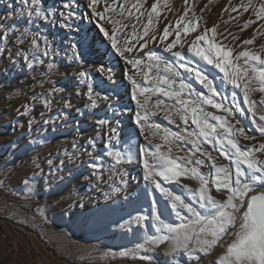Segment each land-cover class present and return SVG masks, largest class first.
Returning <instances> with one entry per match:
<instances>
[{
    "label": "rangeland",
    "instance_id": "rangeland-1",
    "mask_svg": "<svg viewBox=\"0 0 264 264\" xmlns=\"http://www.w3.org/2000/svg\"><path fill=\"white\" fill-rule=\"evenodd\" d=\"M217 1L159 0L157 15L151 10L156 0H99L94 7L104 12L101 19L93 14L90 0H40L38 5H32L31 0H0V17L11 13V19H0V218L4 219L0 220V264H172L165 255L167 241L136 248L146 234L155 233L157 214L165 222L181 223L172 211L170 197L155 187L153 178H146L144 161L156 170L163 165L181 173L173 179H154L199 208L198 197L192 194L196 182L190 171L193 167L209 181L211 194L219 200L226 190L218 191L212 183L216 167L224 166L233 177L236 167L235 150L227 140H236L242 149L264 144V134L259 131L264 127L259 119L264 115V104L260 103L264 92L251 90L259 89V82L250 81L245 101L243 81L240 88L234 87L218 68L188 52L191 40L214 26L206 24L203 9ZM248 3L239 0L230 10L225 6L224 18L221 14L216 23L221 30L215 26V33H208L218 45L232 50L233 57L245 50L264 56V19L258 20L252 8L244 11L242 5ZM251 3L257 8V0ZM107 6L110 10L105 11ZM37 7L46 18L29 16ZM181 16L184 19L177 25ZM109 19L120 23L113 25ZM246 21L253 23L245 27ZM189 22L196 31L185 35ZM166 26L169 35L161 41ZM113 27L118 46L132 47L124 56L105 35H111ZM178 28L184 46L176 44L171 52L165 51L167 44L177 39ZM249 39L253 43H242ZM141 43H145L144 48H140ZM198 46L206 47L203 41ZM148 51L174 66L178 73L171 77L174 84L158 80V76L170 74L164 73L163 62L159 68L155 66L157 61L146 55ZM176 51L181 58L172 55ZM129 60L141 63L134 68ZM243 60L234 62L244 67ZM181 63L201 70L213 81L217 94L212 99L222 108L198 100L196 94L210 93L194 73L189 75L179 67ZM250 64L264 67L255 61ZM181 80L194 90L190 96L185 88L181 98L198 100L205 111L222 117L226 127L209 117L208 122L217 127L205 138L192 124L190 111L187 121H181L184 113L177 111L181 106L176 98L154 92L156 87L178 91ZM157 100L162 103L158 105ZM156 124L160 127H153ZM240 128L244 135L235 131ZM218 138L221 144L216 143ZM157 144L161 145L159 151ZM142 148L157 155L145 156ZM117 150L131 155L117 164L110 155ZM161 152L171 164L160 159ZM251 155L257 162L264 161V150ZM197 160L202 163L197 164ZM25 178L31 191L23 183ZM13 226L27 242L17 236ZM228 237L210 254L198 253L199 260L182 254L181 264H213L225 251ZM121 251L129 254L122 256Z\"/></svg>",
    "mask_w": 264,
    "mask_h": 264
},
{
    "label": "snow or ice",
    "instance_id": "snow-or-ice-1",
    "mask_svg": "<svg viewBox=\"0 0 264 264\" xmlns=\"http://www.w3.org/2000/svg\"><path fill=\"white\" fill-rule=\"evenodd\" d=\"M39 2L40 0H31L32 5H38ZM98 2L99 0H90L89 6L93 7L94 15L104 19V12H97L94 7ZM157 3H159V0L152 3V12H157ZM120 7L123 9L124 5H120ZM134 7L139 9V5H134ZM242 7L244 11H248L249 8H252L258 20L264 19V3H261L259 7L256 8L252 5L251 0H249V3L242 5ZM108 10H110V6H107L105 9V11ZM187 11L188 9L186 8L185 15H187ZM232 11H236V9L233 8ZM33 15L46 18L44 11L38 7L34 12H29V16ZM69 15H71V13H69ZM157 15H159L158 12ZM0 19H11V13L5 17H0ZM183 19L184 17L181 16L176 22L177 25H180ZM109 22L113 25L120 23L119 21L112 19H109ZM249 23H253V21H246L245 27H247ZM0 27H3V25H0ZM145 28V35H147V26H145ZM101 31H105L103 27L101 28ZM195 31L196 26L192 25L191 22L184 27L185 35L189 32ZM215 31V26L212 28H205L203 33L196 35L188 44V52L218 68L225 74V78L234 87L240 88V81H243L245 101H248V91L251 80H256L261 85L259 89H251L252 91L264 92V67H257L250 64V61H255L258 65L264 66V56H261L260 53L245 50L238 52L233 57L231 55L232 50L227 49L226 45H218L214 39L209 38L208 33H215ZM116 32L117 29L113 27L111 35L107 32H105V35L111 40L112 47L116 52L121 56H124L126 52L132 51V47L122 48L118 46ZM23 34L27 35V30H25ZM167 35H169V29L166 26L164 34L160 36V40L163 41ZM176 37L177 39H174L171 43L167 44L165 51L171 52L176 44H181L179 28L176 31ZM155 38V36L151 37V39ZM233 39H236V37H233ZM201 41L204 42L206 47L198 46V42ZM145 43H141L140 48H144ZM242 43L247 45L253 43V41L249 39L244 40ZM32 44H36L35 39L32 40ZM183 46L184 45L181 44V47ZM261 49L264 50V45H261ZM146 55L150 59L157 61L155 65L157 68H159L160 62H163L164 73L170 74L158 76V80L163 81L165 84H174L175 80L171 77L178 75V73L174 71V66L166 61H162V58L154 51H148ZM172 55L181 58V53L179 51L172 52ZM241 58H244V67H241L238 63L234 62L239 61ZM129 63L135 68L141 63V61L129 60ZM52 67V65H49V68ZM179 67L183 68L189 75L194 73L196 80L208 89L210 95L205 96L202 93H198L196 94L198 100L202 99L204 103L217 109L223 107V105L216 103L212 99V97L217 94V88L213 86V81L210 80L207 75L203 74L201 70L188 67L187 63H181ZM229 69L232 71L229 72ZM249 69H251L250 72ZM100 70L103 71V68ZM145 78H148L147 74H145ZM133 84H136L135 80H133ZM185 88L189 89L190 96L194 93L191 86L185 84L183 80L180 81V89L178 91L166 92L162 87H156L154 92L166 95L169 98H176V104L181 106L177 111L184 113L180 115L181 121H187V113L190 111L192 124L196 125L199 129V134L205 138L215 133L217 127L216 124L208 122L209 117H211L212 120L217 121L220 127H226L222 117L214 115L212 112L205 111V109L200 106L198 100L190 101L181 98V93ZM141 91L148 92L149 89H142ZM133 98H136L135 90L133 92ZM161 103L162 101L157 100L158 105ZM260 103L264 104V98L261 99ZM65 104H67V101H65ZM137 104L140 105L139 100H137ZM45 106H47V102ZM140 106L143 107L144 105ZM25 108L27 111V106H25ZM223 110L225 112L231 111L229 108H224ZM249 110L251 111L252 108L250 107ZM41 115H43V113ZM259 119L264 121V115H261ZM137 122L139 123V117ZM45 123H47V121H45ZM29 124H31V121H29ZM153 127L159 128L160 126L156 124L153 125ZM227 127L229 129V136H231V126L228 125ZM209 130H211V132ZM112 131L114 132L115 130L113 129ZM235 131L240 135H244L243 128L236 129ZM259 131L264 134V127H259ZM222 142L223 141L219 138L216 140L217 144H221ZM227 143L235 150L234 159L236 167L234 177L229 169L224 166H219L216 167L217 176L212 181L218 191L226 190V192L223 193V195L226 196L225 199L218 200L211 194L209 190V181L205 179L197 168L193 167L190 170L192 176L199 180V187L192 190L193 197H198L196 203L199 205V208L194 207L191 201L185 202L181 196L174 195L172 192L162 188L154 179L155 176L163 177L165 180L173 179L178 177L181 173L174 171L173 167H164L163 165H160L159 170H156V166L150 168L147 159L144 161L146 178H153L155 187L170 197L172 211L177 218L181 219V223L176 224L165 222V220L161 218V214H157L155 219L158 223L153 224L155 233L151 235L146 234L144 242L136 245L137 249L146 246L151 248L167 241L168 247L165 249V255L169 257L172 264H181L179 257L182 254L189 257L195 256V258L199 260L200 257L197 255L198 253L204 255L210 254L215 247L220 246L221 241L225 236L231 235V241L224 246L225 251L218 256L213 264H264V161L257 162L251 155L253 151L264 150V144H261L259 148L242 149L234 139L229 138ZM155 148L159 151L161 145L157 144L155 145ZM197 151H199V148H197ZM141 153L145 156L157 155V152H150L147 148H142ZM110 155H112L116 163L119 164L124 156L130 157L131 153L127 151L121 153L117 150L110 153ZM159 156L165 164L172 163L164 153H159ZM97 159H99V157H97ZM51 163L52 162L49 161V164ZM196 163L200 164L202 161L197 160ZM241 165L246 167H241ZM37 167H39V165H37ZM23 183L27 186L28 190L31 191L29 179L25 178ZM181 212H185L188 215L186 217L182 216ZM233 229L234 231H232ZM119 254L127 256L129 253L127 251H121ZM144 258L150 259L148 256H145Z\"/></svg>",
    "mask_w": 264,
    "mask_h": 264
},
{
    "label": "bare ground",
    "instance_id": "bare-ground-1",
    "mask_svg": "<svg viewBox=\"0 0 264 264\" xmlns=\"http://www.w3.org/2000/svg\"><path fill=\"white\" fill-rule=\"evenodd\" d=\"M256 0H251V2H254ZM258 1V4H257V8L259 7V5L261 3H264V0H257ZM239 2V0H218L216 3H208L206 5H204V18L205 19V22L207 25L211 26V25H214L216 26V23L221 19V14H222V17L224 18L223 16V9L224 7L227 8L228 10H230L232 8L233 5H236L237 3ZM229 11H227L228 13ZM244 16V15H243ZM228 17L230 18H233L232 15H228ZM216 29L217 30H221L220 28H218L216 26ZM0 220H4L3 218H0ZM13 229H14V226H13ZM15 233L17 234V236L23 240V241H26L27 242V239L25 237V235L21 232H19L18 230L14 229ZM28 247L30 248V250L33 251V248L28 244ZM189 257V256H188ZM188 259V258H187ZM90 264V263H88ZM120 264V263H118Z\"/></svg>",
    "mask_w": 264,
    "mask_h": 264
},
{
    "label": "crops",
    "instance_id": "crops-1",
    "mask_svg": "<svg viewBox=\"0 0 264 264\" xmlns=\"http://www.w3.org/2000/svg\"><path fill=\"white\" fill-rule=\"evenodd\" d=\"M195 181H196V182H194V189H196V188H198V187H199L198 179L196 178V180H195ZM225 198H226V196H225V195H223L221 199H225ZM233 231H234V229H233ZM231 239H232V236H231V235H229V237H228V243L231 241Z\"/></svg>",
    "mask_w": 264,
    "mask_h": 264
}]
</instances>
